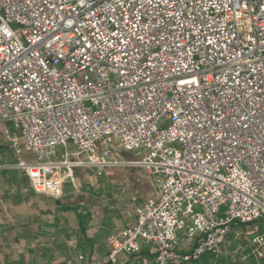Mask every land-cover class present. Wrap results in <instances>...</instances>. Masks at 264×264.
I'll use <instances>...</instances> for the list:
<instances>
[{"label": "built area", "instance_id": "2783aa9c", "mask_svg": "<svg viewBox=\"0 0 264 264\" xmlns=\"http://www.w3.org/2000/svg\"><path fill=\"white\" fill-rule=\"evenodd\" d=\"M0 123L16 159L0 170L48 198L77 168L150 176L153 198L90 264L147 245L151 264H220L239 226L260 255L264 0H0Z\"/></svg>", "mask_w": 264, "mask_h": 264}, {"label": "crops", "instance_id": "0c3cea01", "mask_svg": "<svg viewBox=\"0 0 264 264\" xmlns=\"http://www.w3.org/2000/svg\"><path fill=\"white\" fill-rule=\"evenodd\" d=\"M5 127L10 125L0 123V164L12 165L16 159L5 145ZM62 153L63 148H58L57 157ZM115 157L122 162H133L140 155L119 151ZM21 158L30 163L35 160L28 152H23ZM154 194L150 176L131 166L110 168L101 176L89 169L77 168L73 182L64 183L62 197L58 200L34 192L22 171L0 170V264L98 261L108 253L107 237L132 226L134 207L153 198ZM261 230L264 231L263 224ZM246 231L245 226L232 230L227 251L234 258L222 256L220 264H264V245L257 249L260 253L257 255ZM183 244L180 253H189L191 246ZM79 256L83 259L79 260ZM153 258L154 251L147 245L139 254L119 259V264H151ZM198 264L212 262L205 257Z\"/></svg>", "mask_w": 264, "mask_h": 264}]
</instances>
